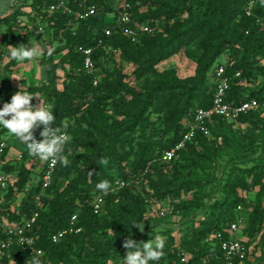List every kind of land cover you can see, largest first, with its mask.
Returning a JSON list of instances; mask_svg holds the SVG:
<instances>
[{
    "label": "trees",
    "instance_id": "16d2710c",
    "mask_svg": "<svg viewBox=\"0 0 264 264\" xmlns=\"http://www.w3.org/2000/svg\"><path fill=\"white\" fill-rule=\"evenodd\" d=\"M54 1L33 0L30 5L36 17L48 24L47 38L38 44L31 37L18 39L15 31L16 20L26 15L25 6L0 17L4 28L0 99L10 102L17 91L12 76L18 60L10 56L9 46L40 45L41 57L24 61L40 65L44 83L25 91L40 97L33 98L34 106L41 99L53 109L56 127L70 137L65 147L68 164L58 163L47 190L50 198L30 233L44 251L38 257L42 264H112L119 258L124 264L127 250L123 243L130 231L137 242H147L159 226L156 219L168 226L161 232L165 242L161 258L153 264H225L218 242L206 239L216 231L228 238L233 223L242 227V237L250 248L244 264H264V110H251L237 122L216 117L207 124L209 135L199 132L172 162L162 161L163 153L186 132L185 123L198 109L211 107L213 76L219 65H225L229 76L242 72L243 84L234 80L229 102L264 101V65H260L264 60V0H259L252 17L245 12L246 0H124L134 24L156 29L136 43L119 30L106 37L105 30L116 27L122 10L114 0H68L75 9L82 3L97 9L96 15L76 27L71 16L41 12L40 6ZM144 6L148 9L141 11ZM110 14H114L112 21L107 20ZM56 39L58 48L53 47ZM100 40L120 50V56L106 55ZM79 46L95 48V76L85 72ZM190 46L202 52L194 76L182 79L175 69L158 70L160 64ZM224 55L228 58L222 63ZM115 59L133 66V75L142 83L125 84L122 94L110 93L111 74H103L106 64ZM123 74L116 73L119 84ZM95 78L98 86H94ZM159 112L165 113L168 122L166 134L154 117ZM2 138L18 140L0 126ZM223 155L234 157L229 167H219ZM3 170L17 181L0 209V222L9 218L21 224L36 211L35 199L42 191L37 157L27 150L22 160L4 164ZM103 180L111 184L107 195L96 188ZM117 180L130 185L112 193ZM17 194L21 195L19 210L12 213ZM97 194L104 195L99 214L92 206ZM249 194L254 197H247ZM148 200L171 202L174 212L164 218L156 213L152 216ZM202 213L203 218H198ZM74 214H78L82 233L53 243L52 235L68 227ZM174 218H180L177 224ZM148 221L155 224L149 227ZM0 236H4L2 230ZM181 252L187 255L185 263ZM11 260L31 264V257L18 248L3 263Z\"/></svg>",
    "mask_w": 264,
    "mask_h": 264
},
{
    "label": "built area",
    "instance_id": "2783aa9c",
    "mask_svg": "<svg viewBox=\"0 0 264 264\" xmlns=\"http://www.w3.org/2000/svg\"><path fill=\"white\" fill-rule=\"evenodd\" d=\"M258 3L259 0H246L245 12L248 17L254 15V9ZM39 9L44 13H62L71 16L74 20L72 23L73 27H76L78 22L86 21L97 13L95 6H86V3H82L79 8L75 9L70 5L68 0H55L49 5L40 6ZM23 11L26 12V15L19 17L15 22V31L18 33V39L31 37L33 41L37 42V44L45 40L47 38V22L42 21L40 17H36V14L31 7H29V9L25 7L23 8ZM116 24V27H110L105 30L106 37L112 36L116 30H119L133 43H136L142 35L153 34L156 30L155 27L148 24H134L133 13L130 11V6L128 4L122 6ZM99 45L104 48L106 55L108 56L115 55L116 57H119L121 54L120 50L112 48L103 40H100ZM77 52L83 57V68L85 72L88 75L95 76L97 73L96 62L94 60L95 48L79 46ZM2 64V61H0V65ZM234 80H239L240 83L243 84L242 72H236L233 76H229L227 75L225 65L222 64L216 68L213 76L215 91L211 107L207 109H198L192 120L185 123L186 132L183 134L179 142H177L170 150L163 153V162H172L177 153L183 150L187 144L193 142L199 132L209 135L210 131L207 124L214 118L219 117L237 122L243 114H246L251 110H264V101L260 102L253 99L239 104L229 102L227 96ZM98 82L99 80L95 78L94 86H98ZM1 89L2 85L0 84V91ZM3 103L4 102L0 99V107L3 106ZM45 106L51 109L49 105ZM52 127H56L55 122ZM42 128L43 126H41L40 129L33 130V134L37 140L42 139L40 136ZM61 132L66 133L65 131ZM26 151V144L19 140L10 138L0 139V209L6 204L10 189L11 187H14L17 181L15 175L3 170V166L13 160H22L23 154ZM37 163L38 170L42 173V191L35 199L36 211L29 219L21 224L14 223L10 221L9 218H2L0 222V230H2L4 236H0V264H4V258L7 256L10 257L11 251L15 248L20 249L22 253L28 254L30 257L33 254L38 257H41L44 254V251L36 246L37 237L30 235V233L40 217V212L45 208V200L50 198L47 194V190L52 185L55 170L59 162L52 163L51 161L41 160L37 157ZM129 185V182L117 180L114 183L111 192L114 193ZM20 200L21 195L17 194L15 202L11 208L12 213L18 212ZM148 202L156 211V214L162 218L167 217L174 212V206L171 202L157 200H148ZM103 205L104 195H95L92 203L94 213L99 214ZM239 210H242V207H239ZM82 231L83 228L78 226V214H74L70 220L69 226L54 233L51 240L53 243H59L68 236L81 234ZM228 233L229 237L225 238L224 233L216 231L206 239V242H218L223 253L225 264H244L250 253V248L242 237V227L238 223H233L228 229ZM180 257L183 263L187 262V255L184 252L180 253ZM10 264H15V261L11 260Z\"/></svg>",
    "mask_w": 264,
    "mask_h": 264
},
{
    "label": "clouds",
    "instance_id": "9594fccd",
    "mask_svg": "<svg viewBox=\"0 0 264 264\" xmlns=\"http://www.w3.org/2000/svg\"><path fill=\"white\" fill-rule=\"evenodd\" d=\"M9 48L11 49L10 56L19 61L32 60L39 53L36 46L25 48L21 44L19 47L9 46ZM34 97L39 96L23 89L16 91L11 96L10 102H5L0 107V126L7 129L20 142L25 143L27 150L33 156L52 163L60 162L66 166L68 157L65 154V147L70 141V137L66 133H62L60 127H52L56 120L53 109L45 106L41 99L40 104L34 106L31 103ZM41 126H43L40 131L42 139L37 140L33 130L40 129ZM102 163L106 165L107 160H103ZM96 188L107 195L110 192L111 184L108 180H103L97 183ZM131 226L140 228L139 224ZM164 243V240L159 236L152 237L147 242H137L133 239L130 231L129 237L123 243V247L127 250L123 262L124 264L158 262L164 249ZM31 264H42V262L38 256L33 254Z\"/></svg>",
    "mask_w": 264,
    "mask_h": 264
},
{
    "label": "rangeland",
    "instance_id": "374dc122",
    "mask_svg": "<svg viewBox=\"0 0 264 264\" xmlns=\"http://www.w3.org/2000/svg\"><path fill=\"white\" fill-rule=\"evenodd\" d=\"M33 0H0V17H4L7 14L11 13L16 7L18 6H25L26 8L29 9L31 3ZM115 4L117 5L118 3V8H121L124 4V0H114ZM148 8L147 7H142L141 11H146ZM114 18V14H110L107 16L108 21H112ZM161 27H164V24L161 25ZM4 35V28L0 27V41L2 40ZM60 46L58 39H56L53 43L54 48H58ZM43 50L39 49V53L37 57H41ZM202 57V52L195 46H190L187 48L182 49L180 52H178L176 55H174L172 58L169 60L163 62L162 64L159 65L158 70L159 71H164L167 69H175L177 71V74L180 78L186 79L191 76L195 75L197 65L199 60ZM228 58L227 55H224L223 57L220 58V62L225 63L226 59ZM26 63L25 61H19L18 60V66L16 68H13L14 74L12 76V83L13 86L17 89V91L23 89H27L30 86H41L43 85V77H42V68H36V63L33 64L35 67L33 68H26ZM260 65H264V60L260 62ZM0 70H3L0 68ZM120 72L125 76L124 80L122 83L119 84L116 78V73ZM134 72V67L131 65H125L122 62H120L118 59L111 60L106 64L105 72L103 75H106V73L111 74V78L109 81V90L110 93H123V87L125 84H132L133 86H138V83H142V81H137L135 76L133 75ZM60 79H63V73L59 72ZM4 95H5V89ZM156 119L159 120V125L162 130L163 134H166V130L168 128V122L165 118V113L159 112L154 115ZM71 124L75 125L76 124V119L71 120ZM234 157L231 155H223L219 159V167H229L230 165V160L233 159ZM216 174H218L216 172ZM208 190V188H207ZM249 198H253L254 194H249L247 195ZM156 211L153 209L152 210V216H155ZM243 217L245 218L247 215L246 213H242ZM204 214H199L198 218H203ZM180 220V218H174V223L177 224V222ZM159 226L155 227L154 235L153 238L156 236L161 237L164 239L162 236L161 232L164 230L168 225L164 223L163 221L161 222L160 220L156 219L155 220ZM161 222V223H160ZM149 227L155 224V222H147L146 223ZM177 230V227H176ZM149 236V234L147 235ZM150 237V236H149ZM260 253L257 254V256ZM122 259H117L115 260L112 264H121Z\"/></svg>",
    "mask_w": 264,
    "mask_h": 264
},
{
    "label": "crops",
    "instance_id": "0c3cea01",
    "mask_svg": "<svg viewBox=\"0 0 264 264\" xmlns=\"http://www.w3.org/2000/svg\"><path fill=\"white\" fill-rule=\"evenodd\" d=\"M8 15V14H7ZM38 47V49H42L41 48V46L40 45H38L37 46ZM36 63V68H41L40 67V65H38V63L37 62H29L28 64H26L25 66H26V68H33V67H35V65L33 66V64H35ZM13 82V81H12ZM13 84V83H12Z\"/></svg>",
    "mask_w": 264,
    "mask_h": 264
}]
</instances>
